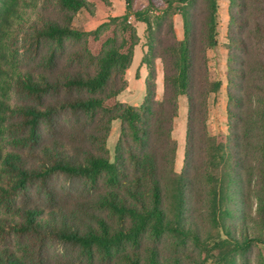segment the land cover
I'll list each match as a JSON object with an SVG mask.
<instances>
[{
	"label": "trees",
	"instance_id": "16d2710c",
	"mask_svg": "<svg viewBox=\"0 0 264 264\" xmlns=\"http://www.w3.org/2000/svg\"><path fill=\"white\" fill-rule=\"evenodd\" d=\"M86 1L0 0V264H52L50 240L90 264H114L119 253L116 264H206L189 250L192 242L210 251L200 221L226 236L209 264L253 245L255 264H264V0H229L228 129L218 135L206 125L207 97L222 84L207 54L217 43L218 1L126 0L123 14L85 31L71 21ZM131 16L147 25L139 105L118 98L140 43ZM67 41L77 48L65 53ZM20 44L31 59L18 56ZM180 95L188 115L177 171ZM115 119L121 132L111 160ZM58 176L71 196L83 194L76 206Z\"/></svg>",
	"mask_w": 264,
	"mask_h": 264
},
{
	"label": "rangeland",
	"instance_id": "374dc122",
	"mask_svg": "<svg viewBox=\"0 0 264 264\" xmlns=\"http://www.w3.org/2000/svg\"><path fill=\"white\" fill-rule=\"evenodd\" d=\"M218 1V34H217V43L211 48H208V64L210 69L216 78L220 79L222 84L220 89L216 93H211L207 97L208 105V118L206 121L207 128L212 135H218L221 132H227V63H228V7L229 0H217ZM86 5L79 9L72 18V25L80 30H93L97 28L102 23L109 20L112 16H118L124 13L126 9V0H87ZM147 0H136L135 5H143ZM137 28L138 34L140 36V43L135 48V54L132 61V64L127 73V79L129 85L124 89L119 95L118 98L121 101L128 102L133 105H139L142 103L145 97V81L147 78V68L141 62L142 56L146 49V31L147 25L145 22L136 21L133 16L130 17ZM174 27L178 38L183 37V18L180 13L175 14L174 16ZM77 43L72 41H67L65 44V53L70 50L77 48ZM19 48L18 56L23 58L24 56L27 59L33 57V50L29 47H24L23 44L17 46ZM45 46L42 45L40 52L45 51ZM64 53V56H65ZM157 90L158 98L161 99L164 94V67L162 59H157ZM14 101H20L18 95H13ZM179 109L178 115L173 121V131L172 137L176 140V157H175V168L177 171H180L185 157V145H186V129H187V99L184 95H180L178 98ZM121 132V121L115 119L112 121L111 132L107 140V147L109 150V156L111 160H114L115 157V147L117 140ZM197 153H200L198 148ZM200 157V155H199ZM56 183L59 186L61 194L65 196L70 204L77 205L80 202L82 197L77 201L78 197L83 196L82 193H76L72 196L69 192L73 191L71 186L65 181L62 176L56 177ZM204 236H209V247L210 251L208 252L203 250L200 251L192 242L189 244V250L192 253L196 254L197 258L201 260L206 259V264L215 262L217 256H220L222 252L219 248L215 247V241L219 240L221 237H226L224 232L221 229H214L210 225V221H200ZM217 228V227H216ZM206 236V237H207ZM47 255L49 256L52 264H90L87 260L80 258L78 250L72 248L71 246L65 245L61 242L50 240L47 245ZM252 250V251H251ZM246 255L240 256L235 255L226 258L228 261L222 264H255L257 259L258 249L253 245ZM121 258L119 253L115 258L116 264ZM97 264H100V261L97 259Z\"/></svg>",
	"mask_w": 264,
	"mask_h": 264
},
{
	"label": "crops",
	"instance_id": "0c3cea01",
	"mask_svg": "<svg viewBox=\"0 0 264 264\" xmlns=\"http://www.w3.org/2000/svg\"><path fill=\"white\" fill-rule=\"evenodd\" d=\"M134 54H135V53H134ZM129 68H130V67H129ZM129 68H128V70H129ZM128 70H127V73H128ZM147 75H148V73H147ZM126 77H127V75H126ZM127 80H128V79H127ZM128 85H129V82H128ZM128 85H127V87H128ZM127 87H126V88H127ZM126 88H125V89H126ZM124 102H125V101H124ZM127 103H128V102H127Z\"/></svg>",
	"mask_w": 264,
	"mask_h": 264
}]
</instances>
